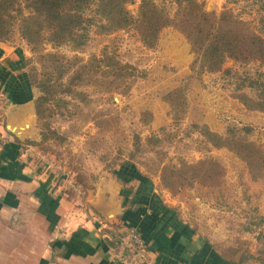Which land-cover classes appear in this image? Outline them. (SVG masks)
<instances>
[{"label":"rangeland","instance_id":"rangeland-1","mask_svg":"<svg viewBox=\"0 0 264 264\" xmlns=\"http://www.w3.org/2000/svg\"><path fill=\"white\" fill-rule=\"evenodd\" d=\"M199 1L209 12L232 9L264 37V0ZM156 2L170 13L176 9L172 0ZM138 3H129L127 9L136 14ZM11 23L17 27L16 20ZM94 29L90 28L88 40L79 49L46 43L39 51L58 52L83 62L111 51L134 66L132 85L125 94L106 93L104 85L86 77L58 93L63 102H46L42 118L36 112L35 98L33 132L24 142L36 168L50 179L52 187L84 202L99 186L112 183L114 171L129 161L151 179L161 199L175 205L215 246H228V254L235 247L246 246L241 234L251 233L261 224L264 172L255 178V171L235 150L214 145L206 130L222 138L251 142L264 153V111L248 109L238 98L240 93L258 96L264 88V66L226 59L220 71H194L190 44L174 27L164 28L152 48L144 46L133 29L109 34ZM1 42L22 50L26 73H42L38 50H32L18 33ZM251 79L257 82L250 85ZM63 81L67 84L69 76ZM33 87L35 97L39 96L41 91ZM204 160H214L222 167L216 183L196 175L180 187L173 180V188L164 185L163 169L182 170L188 176L192 172L186 167ZM12 222L9 218L3 221Z\"/></svg>","mask_w":264,"mask_h":264},{"label":"crops","instance_id":"crops-1","mask_svg":"<svg viewBox=\"0 0 264 264\" xmlns=\"http://www.w3.org/2000/svg\"><path fill=\"white\" fill-rule=\"evenodd\" d=\"M22 59L20 48L0 42V264H120L102 232L127 226L143 229L145 264H264V211L260 226L241 234L247 245L228 254V246L200 235L154 186L146 198L138 180L126 183L114 174L84 202L52 187L25 147L36 92ZM7 218L12 224L3 223Z\"/></svg>","mask_w":264,"mask_h":264},{"label":"trees","instance_id":"trees-1","mask_svg":"<svg viewBox=\"0 0 264 264\" xmlns=\"http://www.w3.org/2000/svg\"><path fill=\"white\" fill-rule=\"evenodd\" d=\"M134 1L0 0V42L18 33L32 50H38L42 60L41 74L26 73L29 86H36L41 91V94L35 97V109L41 118L46 112V102H63L62 98L57 97L58 93L68 88L70 90V86H76L86 77L98 86L104 85L106 93L125 94L130 89L135 77V68L119 60L111 51L104 50L101 57L93 56L86 62L77 61L76 57L66 59L58 52L39 51L42 44L46 43L54 46L70 44L74 50L79 49L88 40L91 27L99 34L133 29L141 43L148 48L156 45L164 28L174 27L190 44L194 54L191 68L194 71H220L226 59L241 63L256 61L264 66V37L249 21L237 17L232 9L223 8L219 12H209L199 0H172L176 9L170 13L156 0H139L136 14H132L127 5ZM14 20L18 22L17 27L11 23ZM22 61L25 66V59ZM72 66L75 69H71ZM65 75L69 76L67 84L63 81ZM254 81L257 82L251 79L250 85ZM238 98L248 109L264 111V88L254 98L244 93L238 94ZM206 131L214 145L228 146L235 150L238 157L255 171V178L264 172V153L255 144L222 138L216 133ZM132 164L126 161L114 173L126 183L138 180L143 185L139 190L141 196L148 198L153 183ZM186 168L192 175L188 172L187 175H190L186 176L182 170L163 169L161 177L164 185L171 189L173 181H176L180 187L196 175H199L201 180L216 183L222 173V167L214 160H204ZM127 191L126 189V197ZM152 196L157 195L153 192ZM137 204L141 206L140 203ZM151 207L154 211L155 208ZM136 228L145 240L143 229L140 226Z\"/></svg>","mask_w":264,"mask_h":264},{"label":"built area","instance_id":"built-area-1","mask_svg":"<svg viewBox=\"0 0 264 264\" xmlns=\"http://www.w3.org/2000/svg\"><path fill=\"white\" fill-rule=\"evenodd\" d=\"M3 101L4 97L2 92H0V111L3 108ZM102 234L105 238L110 240L112 258L117 263H146L149 257V248L136 227L127 226L112 231L107 229V231L105 230Z\"/></svg>","mask_w":264,"mask_h":264},{"label":"bare ground","instance_id":"bare-ground-1","mask_svg":"<svg viewBox=\"0 0 264 264\" xmlns=\"http://www.w3.org/2000/svg\"><path fill=\"white\" fill-rule=\"evenodd\" d=\"M11 128H12V126H11Z\"/></svg>","mask_w":264,"mask_h":264}]
</instances>
